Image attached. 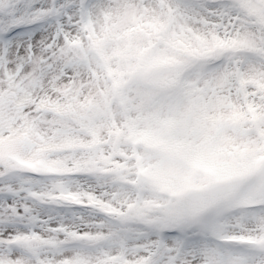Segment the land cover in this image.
Wrapping results in <instances>:
<instances>
[{"label": "snow or ice", "instance_id": "obj_1", "mask_svg": "<svg viewBox=\"0 0 264 264\" xmlns=\"http://www.w3.org/2000/svg\"><path fill=\"white\" fill-rule=\"evenodd\" d=\"M0 264H264V0H0Z\"/></svg>", "mask_w": 264, "mask_h": 264}]
</instances>
